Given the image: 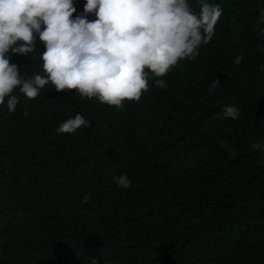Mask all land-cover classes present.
I'll return each instance as SVG.
<instances>
[{
    "label": "trees",
    "instance_id": "trees-1",
    "mask_svg": "<svg viewBox=\"0 0 264 264\" xmlns=\"http://www.w3.org/2000/svg\"><path fill=\"white\" fill-rule=\"evenodd\" d=\"M86 2L73 0V19H96ZM207 2L222 6L212 40L164 77L145 69L138 101L117 109L51 82L33 100L14 89V112L5 97L0 264H264V149H252L264 143V0ZM36 35L33 52L8 54L22 80L47 75ZM77 113L88 125L57 134Z\"/></svg>",
    "mask_w": 264,
    "mask_h": 264
},
{
    "label": "clouds",
    "instance_id": "clouds-1",
    "mask_svg": "<svg viewBox=\"0 0 264 264\" xmlns=\"http://www.w3.org/2000/svg\"><path fill=\"white\" fill-rule=\"evenodd\" d=\"M76 11L73 0H0V105L10 97L9 112L17 108L18 98L11 94L18 86L33 100L49 82L57 91L76 90L82 99L95 97L117 109L126 100L138 101L148 89L145 69L164 77L182 59H195L222 16V6L207 0H200L199 14L188 0H87L84 13H95L92 21L84 15L73 19ZM36 34L46 48L41 59L47 75L22 80L8 54L33 52ZM242 59L237 56L235 63ZM155 83L162 87L166 81ZM221 115L235 119L239 110L228 105ZM88 123L77 113L56 132L75 133ZM252 149H264V143L254 142ZM115 182L122 189L131 186L127 175Z\"/></svg>",
    "mask_w": 264,
    "mask_h": 264
}]
</instances>
